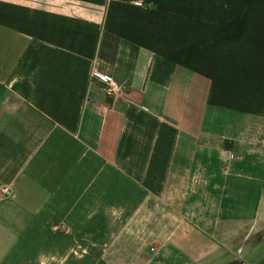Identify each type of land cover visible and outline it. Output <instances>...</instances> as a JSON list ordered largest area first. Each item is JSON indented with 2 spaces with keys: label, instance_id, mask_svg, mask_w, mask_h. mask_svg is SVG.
<instances>
[{
  "label": "crops",
  "instance_id": "crops-1",
  "mask_svg": "<svg viewBox=\"0 0 264 264\" xmlns=\"http://www.w3.org/2000/svg\"><path fill=\"white\" fill-rule=\"evenodd\" d=\"M1 188L0 264H264V0H0Z\"/></svg>",
  "mask_w": 264,
  "mask_h": 264
},
{
  "label": "built area",
  "instance_id": "built-area-1",
  "mask_svg": "<svg viewBox=\"0 0 264 264\" xmlns=\"http://www.w3.org/2000/svg\"><path fill=\"white\" fill-rule=\"evenodd\" d=\"M91 81H96L103 87L104 94L107 98H114L123 92V89L116 83V81L108 75L101 74L96 71L90 73ZM0 192L7 194L6 188H1Z\"/></svg>",
  "mask_w": 264,
  "mask_h": 264
},
{
  "label": "rangeland",
  "instance_id": "rangeland-1",
  "mask_svg": "<svg viewBox=\"0 0 264 264\" xmlns=\"http://www.w3.org/2000/svg\"><path fill=\"white\" fill-rule=\"evenodd\" d=\"M110 256V255H109Z\"/></svg>",
  "mask_w": 264,
  "mask_h": 264
}]
</instances>
